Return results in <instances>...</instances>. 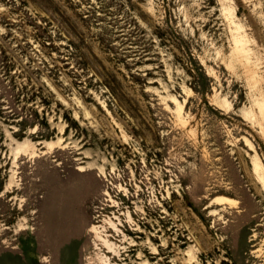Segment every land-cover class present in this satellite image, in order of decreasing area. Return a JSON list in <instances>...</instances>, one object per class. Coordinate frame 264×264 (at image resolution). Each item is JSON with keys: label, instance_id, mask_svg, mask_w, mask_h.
I'll use <instances>...</instances> for the list:
<instances>
[{"label": "rangeland", "instance_id": "obj_1", "mask_svg": "<svg viewBox=\"0 0 264 264\" xmlns=\"http://www.w3.org/2000/svg\"><path fill=\"white\" fill-rule=\"evenodd\" d=\"M0 264H264V0H0Z\"/></svg>", "mask_w": 264, "mask_h": 264}, {"label": "bare ground", "instance_id": "obj_2", "mask_svg": "<svg viewBox=\"0 0 264 264\" xmlns=\"http://www.w3.org/2000/svg\"><path fill=\"white\" fill-rule=\"evenodd\" d=\"M216 199L219 200V201H224V200L231 201L232 200V198H229V197H226V196H218V197H216Z\"/></svg>", "mask_w": 264, "mask_h": 264}]
</instances>
